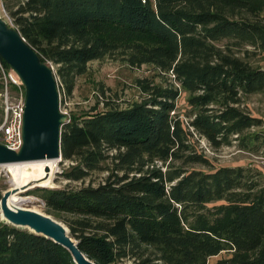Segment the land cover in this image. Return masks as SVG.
<instances>
[{"label": "trees", "instance_id": "obj_1", "mask_svg": "<svg viewBox=\"0 0 264 264\" xmlns=\"http://www.w3.org/2000/svg\"><path fill=\"white\" fill-rule=\"evenodd\" d=\"M1 7L55 67L65 96L89 63L106 58L152 66L163 80H137L143 98L125 108L104 101L69 115L60 137L61 163L69 165L60 175L71 183L104 173L99 183L31 192L90 261L209 264L224 253L215 264H264L262 173L212 168L195 140L264 156V122L240 107L245 97L264 96V68L249 61L264 55V0H1ZM2 70L10 68L0 58V95ZM181 93L187 122L175 113ZM0 264L75 263L51 240L0 221Z\"/></svg>", "mask_w": 264, "mask_h": 264}, {"label": "water", "instance_id": "obj_2", "mask_svg": "<svg viewBox=\"0 0 264 264\" xmlns=\"http://www.w3.org/2000/svg\"><path fill=\"white\" fill-rule=\"evenodd\" d=\"M0 58L17 75L24 88L22 146L16 152L0 144V165L61 162V128L67 122V116L60 109L55 75L20 32L1 15ZM44 170L50 171L47 167ZM36 188L48 187L29 181L21 190H5L0 199V221L51 240L66 249L75 264H94L78 249L77 241L62 222L44 213L8 205L12 196L21 197Z\"/></svg>", "mask_w": 264, "mask_h": 264}, {"label": "rangeland", "instance_id": "obj_3", "mask_svg": "<svg viewBox=\"0 0 264 264\" xmlns=\"http://www.w3.org/2000/svg\"><path fill=\"white\" fill-rule=\"evenodd\" d=\"M0 15H3V17L7 18V16L2 11L1 0ZM247 49L252 51L251 48ZM249 61L253 65L264 68L263 54L261 55L254 53L253 55L249 56ZM48 65L52 68L54 75H56L55 67L51 64ZM145 78L152 79L155 83L163 82L161 77H157L156 71L152 66L144 65L140 68H130L128 65H126V63L122 62V60L114 58H106L101 61L89 63L87 73L76 78L74 90L70 97L65 96L63 92H59L60 109L66 114L68 120V117L71 113L91 112V109L98 106L97 103H99L97 109H101L103 107L104 101L115 102L119 105V107L125 108L134 102H139L143 98V94L141 93L136 81ZM55 79L57 82L56 77ZM14 93L15 92L13 90H8V103L14 102ZM185 101L186 94L181 93L179 99L177 100V108L175 113L178 114L182 120L187 122L186 114H189L190 109ZM6 104L5 96L3 94L0 95V108H3L4 114ZM240 107L246 114H249L251 117L260 118L264 122V96L258 94L245 97L242 100ZM184 125L186 127L185 123ZM262 128L264 130V125ZM195 140H197L196 142L199 146L200 139L195 136ZM0 144L3 145L1 136ZM203 151L207 159L212 164V168L250 166L262 173L264 177V156L261 154L251 155L238 151L234 146L222 147L219 150H213L211 147H208L207 149L206 147L203 148ZM68 165L69 163H58V169L53 175L52 186L48 188L62 189L67 186H69V188H77L79 186L89 184V181L96 185L105 176L104 173H94L90 179L86 180L85 182L69 183L63 180L60 175L63 172V169L68 167ZM193 168L196 170L207 171V168H203L198 165L193 166ZM25 172L29 174L30 170L25 168ZM11 178L12 176L9 168L0 165V189L6 188L7 190L11 188ZM33 191L34 189L24 194L27 195L29 199L25 198L28 201L22 203L21 206L46 214L44 203L39 198L31 194ZM24 195L21 197L24 198ZM213 205H217V203L211 204L208 207H212ZM226 257L227 254L224 253L217 257H212L209 259V264H215L218 260L224 259ZM123 264L129 263L125 262Z\"/></svg>", "mask_w": 264, "mask_h": 264}, {"label": "built area", "instance_id": "obj_4", "mask_svg": "<svg viewBox=\"0 0 264 264\" xmlns=\"http://www.w3.org/2000/svg\"><path fill=\"white\" fill-rule=\"evenodd\" d=\"M2 78L4 83L3 95L6 98V108L4 114V120L0 124V136L3 141V145L10 150L18 152L22 146V120L24 113V88L17 75L10 69L8 71L2 70ZM10 86H15V98L14 102L8 103V90ZM62 112V111H61ZM199 148L203 151V148L208 149L207 142L201 138L199 140ZM204 152V151H203Z\"/></svg>", "mask_w": 264, "mask_h": 264}, {"label": "bare ground", "instance_id": "obj_5", "mask_svg": "<svg viewBox=\"0 0 264 264\" xmlns=\"http://www.w3.org/2000/svg\"><path fill=\"white\" fill-rule=\"evenodd\" d=\"M4 167L9 168L12 176L10 180L11 190L17 191L27 186V183L29 181L37 183L39 186L51 187L53 175L58 169V161H41L18 165H6ZM46 167L49 168V173L45 172L44 169ZM25 168H28L30 170L29 174L25 172ZM27 199L14 195L11 199L8 200V205L24 208L23 206H21V204L28 201Z\"/></svg>", "mask_w": 264, "mask_h": 264}]
</instances>
